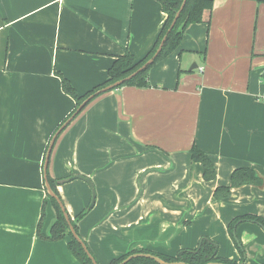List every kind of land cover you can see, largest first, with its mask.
I'll return each mask as SVG.
<instances>
[{
  "label": "crops",
  "instance_id": "1",
  "mask_svg": "<svg viewBox=\"0 0 264 264\" xmlns=\"http://www.w3.org/2000/svg\"><path fill=\"white\" fill-rule=\"evenodd\" d=\"M166 15L158 0H0V264H80L67 239L37 235L46 189L43 161L56 127L78 95L107 79L115 56H144ZM195 63L197 67L189 70ZM202 67V70H199ZM149 85L102 92L57 135L48 175L97 264L128 251L166 256L202 238L217 256L264 264V0H214L179 46L152 65ZM195 144L212 161L205 181ZM261 182L231 187L235 168ZM89 208V209H87ZM55 219L48 202L42 232Z\"/></svg>",
  "mask_w": 264,
  "mask_h": 264
},
{
  "label": "trees",
  "instance_id": "2",
  "mask_svg": "<svg viewBox=\"0 0 264 264\" xmlns=\"http://www.w3.org/2000/svg\"><path fill=\"white\" fill-rule=\"evenodd\" d=\"M162 11L165 13L166 17L164 22L162 23L161 29L159 31L158 37L149 51L142 56L141 58H136L132 53L125 52L122 55L115 56L112 64L107 69V79L86 92L85 94L78 95L74 87L65 78L60 72L57 74L60 76L62 89L65 93L70 95L74 101L75 106L70 111V113L64 118V120L56 127L54 132L57 128L75 111L77 106L91 93L95 92L97 89L110 84L118 79H121L133 71H135L139 66H141L148 58L152 56L155 52L160 40L165 35L174 15L175 12L181 5L182 0H158ZM214 0H186L185 4L170 32L167 34L166 40L158 53L155 57L154 61L149 64L146 68L142 69L138 73H136L133 77L129 80L125 81L123 85H133L137 87H146L149 85L148 81V72L152 65H154L159 60L165 58L168 54L173 52L180 44L182 36L186 28L194 23H199L203 21L204 12L210 10L213 6ZM118 86V87H120ZM97 96V95H96ZM95 96V97H96ZM94 98V97H93ZM92 98V99H93ZM91 101V100H90ZM89 101V102H90ZM88 102V103H89ZM87 103V104H88ZM86 104V105H87ZM85 105V106H86ZM84 106V107H85ZM84 109V108H83ZM82 109V110H83ZM82 110H80L74 117H76ZM73 117V118H74ZM52 133V135L54 134ZM51 139V138H50ZM49 144V143H48ZM48 147V145H47ZM46 147V149H47ZM191 159L194 162H198L202 166V177L205 181H210L215 177V169L212 161L210 158L202 152L195 144H193L190 148ZM47 179L55 194L59 197V193L56 188V180L51 178L47 172ZM261 182L260 177H258L257 173L254 169L250 167H238L235 168L231 175H230V183L227 186H218L214 191V198L215 199H222L228 197L230 194L231 187L242 186L246 184H259ZM46 198L43 201L40 219L37 223L36 232L40 238L47 239L50 241H56L60 239H67V247L68 250L78 259L80 264H93L89 257L84 252L83 248L81 247L80 243L74 238L72 233L69 231L67 220L64 216L63 211L61 210L57 200L51 197L49 194H46ZM60 198V197H59ZM50 203L54 210H55V219L47 234L42 232V225L43 220L45 217V209L47 203ZM86 213V210L80 211L77 215H75L74 219H70L72 226L76 233L77 230V221L82 218ZM244 221H253L258 223L262 228H264V217L259 216L257 214H242L234 217L228 224V231L230 235L233 237V229L239 223ZM79 234V233H78ZM234 238V237H233ZM235 240V239H234ZM236 242V241H235ZM237 244V243H236ZM133 253H150L158 256L164 261L171 262V261H183L188 264H206L208 262H218L224 264H247L244 260L234 261L231 259H226L217 256V244L209 238H202L200 241V248L196 251L193 250H182L176 256H166L158 252H152L147 249H135L122 254L117 258H113L109 264H118L121 260H123L126 256L133 254ZM125 264H158L152 258L146 256H136L131 258Z\"/></svg>",
  "mask_w": 264,
  "mask_h": 264
},
{
  "label": "water",
  "instance_id": "3",
  "mask_svg": "<svg viewBox=\"0 0 264 264\" xmlns=\"http://www.w3.org/2000/svg\"><path fill=\"white\" fill-rule=\"evenodd\" d=\"M185 1L186 0H182L181 2V5L180 7L178 8V10L175 12V15L165 33V35L162 37V39L160 40L155 52L152 54V56L150 58H148L141 66H139L135 71H133L131 74L121 78V79H118L110 84H107L99 89H97L95 92L91 93L90 95H88L78 106L77 108L75 109V111L71 114V116H69L58 128L57 130L54 132V134L52 135L50 141H49V144H48V147L46 149V152H45V156H44V161H43V178H44V186H45V189H46V192L47 194H49L51 197L55 198L58 202V204L60 205L63 213H64V216L65 218L67 219V222L69 223V227H70V231L72 233V235L74 236V238L77 240V242L80 243L81 247L83 248L84 252L86 253V255L89 257V259L92 261L93 264H97L96 260L94 259V257L92 256V254L90 253L88 247L86 246V244L83 242V240L80 238V236H78V234L76 233V231L74 230L73 226L70 224V220L68 218V215L67 213L65 212V209H64V206L62 204V202L60 201V199L58 198V196L55 194V192L52 190L49 182H48V179H47V166H48V160H49V156H50V153H51V150H52V146L54 144V141L57 137V135L60 133V131L70 122V120L80 111L84 108V106L93 98L95 97L96 95L102 93V92H105V91H108V90H111L113 88H116L118 86H120L121 84H123L125 81L129 80L131 77H133L136 73H138L139 71H141L142 69L146 68L149 64H151L155 57L158 55V53L160 52L165 40H166V37H167V34L170 32V30L173 28L184 4H185ZM195 67H197V65L195 63H193L190 67H189V70H192L194 69ZM82 179L84 181H86L90 187H91V190H92V199H91V202H90V206H92L93 202H94V198H95V193L93 191V187L91 185V182L89 181L88 178H85L83 176H80V175H71L67 178H64L62 180H59L58 183H64V182H67V181H70V180H73V179ZM233 237L237 243V245L242 248L239 240H238V237L236 235V229L234 228L233 229ZM136 256H146V257H150L152 259H154L157 263L159 264H188V263H185V262H182V261H173V262H166L164 260H162L161 258H159L158 256H155V255H152V254H147V253H134V254H131L129 256H127L125 259H123L120 263L118 264H124L126 263L128 260H130L131 258L133 257H136ZM206 264H224V263H218V262H208Z\"/></svg>",
  "mask_w": 264,
  "mask_h": 264
},
{
  "label": "flooded vegetation",
  "instance_id": "4",
  "mask_svg": "<svg viewBox=\"0 0 264 264\" xmlns=\"http://www.w3.org/2000/svg\"><path fill=\"white\" fill-rule=\"evenodd\" d=\"M68 177H69V176H68ZM62 179H64V178H62ZM62 179H59V180H62ZM59 180H56V181L58 182ZM89 181H90V180H89ZM56 185H57V184H56ZM91 185H92V184H91ZM92 187H93V186H92ZM90 188H91V187H90ZM93 191H94V187H93ZM59 197H60V195H59ZM59 197H58V198H59ZM59 199H60V201L62 202V198L60 197ZM91 199H92V190H91ZM90 202H91V200H90ZM62 204H63V202H62ZM59 206H60V205H59ZM63 206H64V204H63ZM89 206H90V205H89ZM60 208H61V207H60ZM64 209H65V212H66L67 215H68L69 220L72 219V218H70V216H69V214H68V212H67L65 206H64ZM87 209H89V208H87ZM61 210H62V209H61ZM84 210H86V209H84ZM86 211H87V210H86ZM73 219H74V218H73ZM66 220H67V219H66ZM77 222H78V221H77ZM67 223H68V222H67ZM70 224H71V222H70ZM71 225H72V224H71ZM68 227H69V223H68ZM73 228H74V227H73ZM77 230H78V229H77ZM69 231H70V227H69ZM70 232H71V231H70ZM78 233H79V232H78ZM78 233H77V234H78ZM78 236H80V234H78ZM80 238H81V239L83 240V242L86 244L85 239L82 238L81 236H80ZM200 241H201V239L199 240L198 245L196 246V248H194V249H196V251L200 248ZM186 250H193V249H186ZM181 251H182V250H180L177 254H179ZM133 254H134V253H133ZM147 254H150V253H147ZM177 254H176V255H177ZM130 255H131V254H130ZM152 255H154V254H152ZM176 255H175V256H176ZM128 256H129V255H128ZM155 256H156V255H155ZM126 257H127V256H126ZM126 257H125V258H126ZM125 258H124V259H125ZM153 260H154V259H153ZM121 261H122V260H121ZM121 261H120V262H121ZM128 261H129V260H128ZM154 261H155V260H154ZM120 262H119V263H120ZM155 262H156V261H155ZM166 262H167V261H166ZM171 262H173V261H171ZM182 262H183V261H182ZM124 264H125V263H124ZM158 264H159V263H158Z\"/></svg>",
  "mask_w": 264,
  "mask_h": 264
},
{
  "label": "built area",
  "instance_id": "5",
  "mask_svg": "<svg viewBox=\"0 0 264 264\" xmlns=\"http://www.w3.org/2000/svg\"><path fill=\"white\" fill-rule=\"evenodd\" d=\"M199 70L201 71L202 70V67H199Z\"/></svg>",
  "mask_w": 264,
  "mask_h": 264
}]
</instances>
